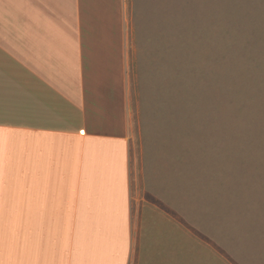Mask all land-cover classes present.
Instances as JSON below:
<instances>
[{"label":"crops","instance_id":"crops-1","mask_svg":"<svg viewBox=\"0 0 264 264\" xmlns=\"http://www.w3.org/2000/svg\"><path fill=\"white\" fill-rule=\"evenodd\" d=\"M127 1L0 0V264H131L172 224L134 220Z\"/></svg>","mask_w":264,"mask_h":264},{"label":"rangeland","instance_id":"rangeland-1","mask_svg":"<svg viewBox=\"0 0 264 264\" xmlns=\"http://www.w3.org/2000/svg\"><path fill=\"white\" fill-rule=\"evenodd\" d=\"M126 29L134 220L172 222L131 264H264V0H128Z\"/></svg>","mask_w":264,"mask_h":264}]
</instances>
